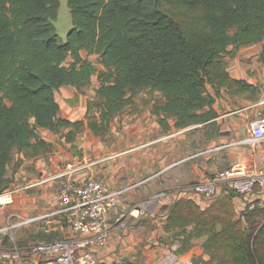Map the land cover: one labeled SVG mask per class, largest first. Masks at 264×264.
I'll use <instances>...</instances> for the list:
<instances>
[{"label": "trees", "instance_id": "1", "mask_svg": "<svg viewBox=\"0 0 264 264\" xmlns=\"http://www.w3.org/2000/svg\"><path fill=\"white\" fill-rule=\"evenodd\" d=\"M67 1L73 26L63 40L55 24L60 0H0V192L10 184L5 173L15 149L31 156L50 149L40 128L71 126L70 141L86 125L105 134L114 115L147 88L163 92L154 112L164 128L169 116L186 127L216 114L203 109L223 86L253 88L230 75L227 59L231 45L264 39V0ZM82 50L99 54L104 68L97 70ZM94 73L99 85L86 117L63 118L57 89L81 88ZM234 196L224 190L206 208L183 197L169 208L165 227L178 228L181 250L204 238L208 258L197 263L264 264V206L238 215Z\"/></svg>", "mask_w": 264, "mask_h": 264}, {"label": "crops", "instance_id": "2", "mask_svg": "<svg viewBox=\"0 0 264 264\" xmlns=\"http://www.w3.org/2000/svg\"><path fill=\"white\" fill-rule=\"evenodd\" d=\"M229 49L232 53L227 59L230 75L235 79L247 80L253 88L235 91L223 86L221 95L216 96L213 105L203 109L206 112L212 108L216 114L202 122L177 127L176 118L169 116L170 127L165 129L154 112L157 97L162 99L163 92L147 88L138 91L134 102L114 115L105 134L97 135L86 125L70 141L65 132L71 126L62 127L60 132L40 128L37 130L38 136L51 143L50 149L34 156L28 155L25 150L15 149L5 173L10 179L6 189H19L15 192L13 203H0V227L52 211L61 186V178L52 177L67 163L79 158H95L113 151H123L115 159L95 167L92 173L112 187L124 186L145 178L147 180L127 192L112 211L109 218L111 236L106 244H87L83 241V234L72 231L66 218L50 215L0 232V264H38L45 260L44 257L37 256L35 263L23 262L14 252L7 255L5 251H13V238L20 245H29L39 240H53L75 234L82 241L81 252L91 251L105 263L129 259L138 264H184V261L171 259L168 262L166 259L176 245L173 242L179 241L178 228L165 227L173 202L187 197L206 208L211 202L193 191L190 188L191 182L210 177L236 163H244L250 170L264 165V142H239L249 136L252 122L264 118V39L240 48L231 45ZM82 55L92 60L93 54L89 55L82 50ZM93 76L94 74L92 80ZM96 76L97 88V73ZM89 84L81 88L64 85L57 89L56 98L63 118L77 121L86 117L90 98L96 96V89L92 90L91 85L88 87ZM208 90L215 95L212 85H208ZM32 141H36V138ZM223 144L225 146L222 148L199 153L205 148ZM88 174L87 171L82 172L79 178H85ZM34 181L40 183L23 188ZM163 189L174 192L176 197L162 201L165 207L160 215L152 214L148 221L143 220L145 216L138 214L121 217L135 200ZM248 198L264 199V186L252 194L235 197L238 215L243 211ZM191 252L201 253L204 258H208L201 247L194 248ZM183 255L178 256L180 260L191 258L188 253Z\"/></svg>", "mask_w": 264, "mask_h": 264}, {"label": "built area", "instance_id": "3", "mask_svg": "<svg viewBox=\"0 0 264 264\" xmlns=\"http://www.w3.org/2000/svg\"><path fill=\"white\" fill-rule=\"evenodd\" d=\"M250 134L239 140L240 143L253 144L264 142V118L251 123ZM225 145H216L205 148L199 153H206L215 148H222ZM123 151H113L95 158L83 157L69 162L52 178H61V186L55 208L45 214H38L29 219L19 220L15 223L1 226L0 232L12 230L14 227L25 223L48 217L50 215H61L66 218L67 224L76 234H83L84 242L92 245L106 244L111 236L109 218L112 211L119 205L121 198L136 186L144 183L147 179H142L124 186L112 187L102 179L95 176L92 171L98 165L115 159ZM87 171L89 174L85 178H79V174ZM40 181L23 186L29 188ZM264 186V165L250 170L244 163H236L231 167L220 170L214 175L205 179H200L190 183V188L206 198L219 196L222 186H227L241 195L252 194L257 186ZM19 189L9 188L0 192V203L10 204L14 202L15 192ZM157 199L169 201L175 199L174 192L163 189L154 194ZM264 206L263 198H248L243 210H250L255 207ZM143 211L144 208L135 206L131 213ZM124 217V214L121 215ZM75 234V235H76ZM75 235L65 236L53 240H39L29 245H20L13 238V251H5L7 255L16 253L21 261H32L35 257L41 256L45 260L38 264H138L129 259H116L105 263L100 261L91 251H80L82 241ZM179 259V257H178ZM184 264H194L191 258H186ZM37 264V263H35ZM202 264V263H199Z\"/></svg>", "mask_w": 264, "mask_h": 264}, {"label": "rangeland", "instance_id": "4", "mask_svg": "<svg viewBox=\"0 0 264 264\" xmlns=\"http://www.w3.org/2000/svg\"><path fill=\"white\" fill-rule=\"evenodd\" d=\"M55 24H56L57 31H58L59 35L61 36V38L63 40H66L67 34L70 31V29L72 28V26H73L71 11H70V7L68 5V1L67 0H60V7H59L57 19L55 20ZM72 60H73V57L71 55H69L68 58H67V60L65 61V64L69 65ZM92 61L96 65V69L97 70L103 68V64L101 62V59H100V55L99 54H97V53L96 54H93L92 55ZM93 77H94L93 78L94 80H92L90 82V84L88 85V87L90 85L92 86V90L96 89V86H97V76H96V73H94V76ZM143 90H145V89H142V91ZM157 98H158V100L160 99L159 97H157ZM90 100H91V98H90ZM200 133H202V131H200ZM260 187H262V186L259 185V186L256 187V189H259ZM222 190H225L226 192L229 191V193L230 192L234 193L235 194V196H234V202H235V197L236 196H239L240 198L242 196L241 194L235 192L233 189L228 188L227 186H222ZM154 194L155 193H151V194H149V195L141 198L140 200L139 199L135 200L134 203L129 208H127V212L125 211L124 217H128V215H137L138 214L140 216H145L143 220L144 221H148L151 218L152 214L153 215H160L162 213V211H163V208L165 207V204L162 203L163 199H157V198H155L154 197ZM218 198H219V196L213 197L211 199H209V198H206V199H207V201H209V202L212 203L213 201L217 200ZM135 206H138L140 208L142 206V208H144V210L143 211H140V212L133 210V212L131 213V210L134 209ZM235 206H236V204H235ZM240 212L242 213V211H240ZM203 239L204 238H200V239H197V240L195 239L193 246H191L190 248L185 249V250H181L182 243L180 241L177 240V241L173 242L176 245H175L174 249L171 250V253L172 254L170 255V257H166L167 261L169 262V261H172L171 259H173V260H178L177 262H179L178 256H181L182 257V255L184 253H188V255L191 256V259L194 262V264H199V263L196 262V260L197 259H200V257H204V255L201 254V253L200 254L193 253L191 251L194 248H200V247L203 248L202 247V244H201ZM186 258H188V257H186ZM158 264H163V262L162 263H158Z\"/></svg>", "mask_w": 264, "mask_h": 264}]
</instances>
